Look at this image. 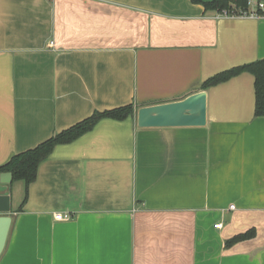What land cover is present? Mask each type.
I'll use <instances>...</instances> for the list:
<instances>
[{"label":"crops","instance_id":"1","mask_svg":"<svg viewBox=\"0 0 264 264\" xmlns=\"http://www.w3.org/2000/svg\"><path fill=\"white\" fill-rule=\"evenodd\" d=\"M216 14L192 0H0V167L95 111L179 100L264 60V16ZM254 84L206 90L205 127L104 119L57 146L23 212L12 184L0 264H264Z\"/></svg>","mask_w":264,"mask_h":264},{"label":"trees","instance_id":"2","mask_svg":"<svg viewBox=\"0 0 264 264\" xmlns=\"http://www.w3.org/2000/svg\"><path fill=\"white\" fill-rule=\"evenodd\" d=\"M258 1L264 2V0ZM192 2L203 5L207 11L221 12L229 10L232 7L245 12L250 10L249 0H192ZM259 14H261V12H259ZM243 73H249L254 77V116L256 118L264 117V60L255 61L220 72L207 79L201 85L199 90L206 91L211 87L225 83ZM137 109L138 106L130 104L104 112L95 111L90 117L83 121L60 133H55L50 139L41 143L34 149L15 155L7 164L0 167V173L12 174L13 183L20 181L24 185V196L17 212H23L24 206L28 201L29 187L36 181L40 165L51 156L57 146L68 145L77 141L85 134L93 131L96 125L104 119L125 121L132 118L135 120L138 111ZM253 235V231L239 235L230 240L227 243V246L228 244L231 245L251 239Z\"/></svg>","mask_w":264,"mask_h":264},{"label":"water","instance_id":"3","mask_svg":"<svg viewBox=\"0 0 264 264\" xmlns=\"http://www.w3.org/2000/svg\"><path fill=\"white\" fill-rule=\"evenodd\" d=\"M207 99V92L200 91L179 100L143 106L137 111V126L141 129L205 127ZM12 183L11 173H0V258L13 226L10 197Z\"/></svg>","mask_w":264,"mask_h":264},{"label":"built area","instance_id":"4","mask_svg":"<svg viewBox=\"0 0 264 264\" xmlns=\"http://www.w3.org/2000/svg\"><path fill=\"white\" fill-rule=\"evenodd\" d=\"M249 6H250V10L247 12L242 11V10H237L234 7H232L229 10H224L221 12H217V17L219 18H224V17H230V18H235V17H252V18H258L260 16H264V2H259L258 5L256 7H254L253 9H251V2L249 0ZM259 12H261V14H259ZM233 208V206H232ZM71 219V216L66 214L63 215L62 213H59L57 215H55V220L57 221H68ZM221 224L215 225L216 229L221 228Z\"/></svg>","mask_w":264,"mask_h":264},{"label":"rangeland","instance_id":"5","mask_svg":"<svg viewBox=\"0 0 264 264\" xmlns=\"http://www.w3.org/2000/svg\"><path fill=\"white\" fill-rule=\"evenodd\" d=\"M250 2H251V9H253L254 7H256L258 5V3H259L258 0H250ZM16 185H18V183H15L14 187H17ZM19 185H21L20 187H23L22 186L23 185L22 182ZM23 196H24V190L21 188V193H20L18 199H16V195L14 194V197H13L14 203H17L18 200L20 201L23 198Z\"/></svg>","mask_w":264,"mask_h":264}]
</instances>
